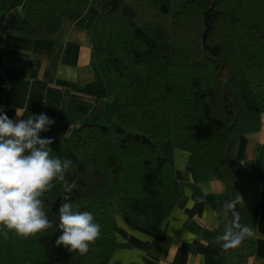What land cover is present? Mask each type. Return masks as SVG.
<instances>
[{
    "label": "trees",
    "instance_id": "16d2710c",
    "mask_svg": "<svg viewBox=\"0 0 264 264\" xmlns=\"http://www.w3.org/2000/svg\"><path fill=\"white\" fill-rule=\"evenodd\" d=\"M90 2L23 0L20 35L38 38L56 15L85 12ZM97 8L94 43L114 90L110 115L125 134L113 139L99 124L77 128L61 160L72 161V191L56 181L44 196L53 228L29 239L0 236V264H108L117 250L112 203L132 226L158 231L182 197L173 162L158 154L166 142L188 153L192 171L230 183L218 208L219 236L231 221L223 203L236 193L245 202L241 223L249 226L252 181L235 147L260 131L264 113V0H102ZM5 16L0 7V26ZM65 195L101 227L85 255L55 243ZM207 238L198 253L227 251L230 264L252 254L248 238L230 250Z\"/></svg>",
    "mask_w": 264,
    "mask_h": 264
},
{
    "label": "crops",
    "instance_id": "0c3cea01",
    "mask_svg": "<svg viewBox=\"0 0 264 264\" xmlns=\"http://www.w3.org/2000/svg\"><path fill=\"white\" fill-rule=\"evenodd\" d=\"M91 0L85 12L56 15L43 25L38 38L20 35L23 0H0L6 16L0 26L1 80L11 84L0 88V108L13 120L18 110L24 118L47 114L55 120L41 138L51 137L52 158L64 159L74 133L83 124L108 128L112 137H122L110 115L114 98L94 43L98 4ZM110 127V128H109ZM264 126L256 135L240 139L235 158L249 170L252 189L246 214L254 235L249 237L252 254L242 264H264V174L261 152ZM168 147L182 197L158 231L129 224L115 203L109 205L117 250L108 264H230L232 254H201L207 236L219 237L218 208L230 193V183L209 172L196 173L188 166V153ZM203 201V202H202Z\"/></svg>",
    "mask_w": 264,
    "mask_h": 264
},
{
    "label": "clouds",
    "instance_id": "9594fccd",
    "mask_svg": "<svg viewBox=\"0 0 264 264\" xmlns=\"http://www.w3.org/2000/svg\"><path fill=\"white\" fill-rule=\"evenodd\" d=\"M16 116L13 120L0 108V236L5 240L9 233L29 239L53 228L54 222L44 210L45 194L56 181L63 183L66 193L72 191L66 179L72 161L52 158L50 145L54 138L40 136L50 130L55 120L45 113L24 118L18 110ZM70 201V195H65L58 207L56 227L61 234L55 243L85 255L100 237L101 227L91 212L74 209ZM244 203L239 193L223 203L225 216L231 215L230 223L218 237L224 250L237 248L254 235L248 225L241 223L238 208Z\"/></svg>",
    "mask_w": 264,
    "mask_h": 264
},
{
    "label": "rangeland",
    "instance_id": "374dc122",
    "mask_svg": "<svg viewBox=\"0 0 264 264\" xmlns=\"http://www.w3.org/2000/svg\"><path fill=\"white\" fill-rule=\"evenodd\" d=\"M262 125L264 126V113L262 115ZM110 128V127H109ZM114 139V137H113ZM171 144L169 142H166L164 144H162L160 147H159V150H158V154L162 157H166L167 156V150H168V147H171L170 146ZM238 164H240L238 161H237ZM225 181V180H224ZM226 183H228L227 181H225Z\"/></svg>",
    "mask_w": 264,
    "mask_h": 264
},
{
    "label": "built area",
    "instance_id": "2783aa9c",
    "mask_svg": "<svg viewBox=\"0 0 264 264\" xmlns=\"http://www.w3.org/2000/svg\"><path fill=\"white\" fill-rule=\"evenodd\" d=\"M0 76H1V71H0ZM11 87V84L4 81V80H1L0 78V88L3 89V90H9Z\"/></svg>",
    "mask_w": 264,
    "mask_h": 264
}]
</instances>
